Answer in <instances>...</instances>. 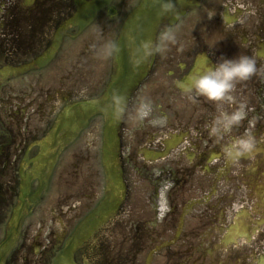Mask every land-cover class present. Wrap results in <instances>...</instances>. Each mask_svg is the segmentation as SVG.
<instances>
[{
    "label": "flooded vegetation",
    "instance_id": "af4514ba",
    "mask_svg": "<svg viewBox=\"0 0 264 264\" xmlns=\"http://www.w3.org/2000/svg\"><path fill=\"white\" fill-rule=\"evenodd\" d=\"M92 1L0 0V243L18 202L23 170L38 153L35 144L65 106L86 99L81 90L95 98L102 93L112 57L98 55L97 48L105 39L116 41L141 0H104L85 28L66 29L48 65L17 77L4 72L42 55L66 22L82 6L87 12ZM167 32L175 34L174 44L164 39ZM239 53L264 64V0H203L161 34L155 71L134 98V104L150 101L149 114L142 123L131 118L123 132L125 169L134 179L132 212L122 231L129 246H116L97 264H264V76L237 84L222 105L231 111L245 102L247 117L230 136L249 131L260 141L255 158L245 156L238 163L223 159L206 130L216 105L203 97L189 100L184 92L194 74L222 55ZM101 124L93 120L89 132L61 155L6 264H52L93 195L103 196ZM176 136L183 138L169 157L141 154L143 149L163 151ZM31 184L36 190L38 182ZM160 193L166 196L163 202ZM236 232L244 240L223 247V238ZM87 254L77 251L75 263L83 264Z\"/></svg>",
    "mask_w": 264,
    "mask_h": 264
},
{
    "label": "clouds",
    "instance_id": "9594fccd",
    "mask_svg": "<svg viewBox=\"0 0 264 264\" xmlns=\"http://www.w3.org/2000/svg\"><path fill=\"white\" fill-rule=\"evenodd\" d=\"M150 8L156 11L157 17L179 15L176 0H150ZM141 19V17H137L136 34H133V30L129 31L125 47L110 39H105L97 48V54L118 58L126 52L134 71L148 63L157 48L148 39H138L144 30L139 23ZM164 39L173 44L176 42V36L172 32L165 33ZM258 75L264 76V64L259 63L255 55L239 53L233 58L222 55L214 64L207 66L202 72L194 74L190 82L184 85V92L189 100L195 101L196 97H203L216 105V114L205 127L208 135L214 139L216 144L220 145L223 159L226 162L238 163L245 156L255 158L258 143H260L255 135L245 131L235 138L230 136L233 130L246 119L247 104L243 101L237 102L231 111L226 110L222 105L225 100L231 98L237 84L249 81ZM79 94L81 97H85L89 104L102 108L111 117L113 124H119L128 118L142 123L150 111V101L140 99L137 104L130 105L127 94L120 88H113L106 99L88 95L86 88ZM89 139L91 140V137Z\"/></svg>",
    "mask_w": 264,
    "mask_h": 264
},
{
    "label": "water",
    "instance_id": "95a60500",
    "mask_svg": "<svg viewBox=\"0 0 264 264\" xmlns=\"http://www.w3.org/2000/svg\"><path fill=\"white\" fill-rule=\"evenodd\" d=\"M199 1L200 0H176V8L179 12L178 16L167 15L164 17H157L156 11L150 8V0H143L139 7L126 20L117 44L122 47L127 45V36L129 31L133 30V34H136L135 25L138 23L137 17H141L142 19L139 23L142 25L144 30L139 35L138 39H148L152 41L153 45L156 47V40L159 31L164 27L172 26L177 23L189 9L197 6ZM155 56L156 53L148 63L144 64L136 71H134L133 67L130 65L126 52L122 53L118 58L114 57V72L111 82L105 94L101 98L106 99L113 88H120L127 94L128 98H130L132 93L147 77ZM43 61L44 59L40 60L37 65L41 66ZM97 113L104 114L106 119L103 145V164L106 173L107 188L109 190L108 196L110 197V192L112 190L114 193L113 197L118 198L119 192L121 191V187L118 184H124L119 160L120 148L118 131L121 123L113 124L111 122V117L106 114L102 108L95 107L88 102L77 104L75 107L67 110L62 116H60L52 134L42 145V153L37 160L34 174L38 175L40 179L43 177L46 178L45 176H47V173L52 170L61 150L75 138L80 129L87 125L88 119ZM116 200L118 199H114L112 201ZM104 208H98L82 223L78 230L76 238L77 243L81 240L84 241L88 239V237H91L96 232L98 228L97 224L101 221L104 214ZM105 215L106 214H104V216ZM19 220H22V216L19 212H16L9 230L11 237L15 227L19 223ZM10 248L11 242L8 240L5 244H3L0 249V253L2 250L8 251Z\"/></svg>",
    "mask_w": 264,
    "mask_h": 264
}]
</instances>
